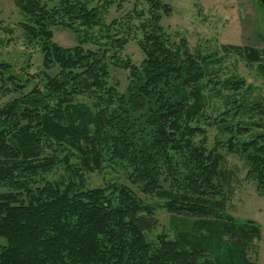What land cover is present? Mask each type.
I'll return each mask as SVG.
<instances>
[{"label": "trees", "instance_id": "1", "mask_svg": "<svg viewBox=\"0 0 264 264\" xmlns=\"http://www.w3.org/2000/svg\"><path fill=\"white\" fill-rule=\"evenodd\" d=\"M13 2L43 71L42 90L25 91L35 79L0 63V95H17L0 107V264H255L259 226L225 211L221 164L224 151L238 157L264 196V102H246L237 94L243 81H221L218 60L171 38L160 24L171 13L164 0H135L109 23L112 0ZM55 25L83 31L80 43L95 48L56 44ZM131 32L143 59L123 65L129 85L120 94L106 60ZM242 51L264 73V52ZM141 101L144 122L130 115ZM116 167L129 185L85 187L84 173ZM158 208L171 222L156 233Z\"/></svg>", "mask_w": 264, "mask_h": 264}, {"label": "rangeland", "instance_id": "2", "mask_svg": "<svg viewBox=\"0 0 264 264\" xmlns=\"http://www.w3.org/2000/svg\"><path fill=\"white\" fill-rule=\"evenodd\" d=\"M43 1L52 4L51 0ZM164 1L171 6V13L168 16H163L160 24L171 38L176 42L184 41L186 48L193 54L199 51L202 55H210L213 59L218 60L219 63L213 64V73L221 81H243L240 93L237 94L239 97H243L246 102H264V73L258 68L260 63L248 64L243 58L244 52L242 51L243 48H249L259 51L260 54L264 52V6L258 0ZM93 2L101 4L103 0H93ZM141 4L143 5V3ZM116 5L117 0H112L103 17L105 23H109L113 18L123 16L125 11L135 5V0L125 1L118 5V9ZM19 19L18 10L13 0H0V63L9 65L13 74L22 80L35 79L32 82L28 81L25 91H29L34 86L42 90V84L39 81L43 71L42 55L37 46L26 43L22 29L18 25ZM51 29L54 42L62 47L72 48L81 44L84 48L93 49L96 46L89 40L80 43L85 34L83 31L78 35L76 32L58 25L52 26ZM93 32L90 41L97 38L100 33L98 28L93 29ZM131 33L122 49L112 48L109 54L115 57H109L106 60L110 75L109 83L116 86L120 94H126V86L129 85V72L123 65L139 67L143 59V54L137 45L140 36L135 32ZM232 46L240 48V52L231 49ZM224 47H228V49H224ZM225 93L229 92L225 91ZM14 96H17L16 93L1 94L0 107ZM82 99L77 98L74 101L81 102ZM211 102L218 104L216 97H213ZM138 105L139 107H136ZM136 106H131L130 115L133 119L138 118L140 122H144L145 116L148 115V105L141 101ZM243 119L246 120V118ZM257 132V129H251L252 134ZM215 133V129L209 130L210 140L213 139ZM139 134L143 135V132L137 130L132 140L138 142L139 136H141ZM244 137H248V135ZM219 138L225 140L226 135H220ZM223 153L225 155L221 164V172L225 211L235 219L252 220L259 226L260 238L253 246L255 250L249 252V258L255 264H264V196L257 194L255 184L245 178L244 163L235 155L226 153V151ZM62 172L63 170H59L54 173L55 179L62 175ZM82 180L87 188L105 186L111 182L129 185V182L124 178V171L120 167L110 170L102 168L99 173H84ZM130 187L140 194L135 186L130 185ZM156 215L158 226L155 232L159 233L162 229H168L171 222L170 215L162 208H158ZM3 242L0 238V244Z\"/></svg>", "mask_w": 264, "mask_h": 264}, {"label": "water", "instance_id": "3", "mask_svg": "<svg viewBox=\"0 0 264 264\" xmlns=\"http://www.w3.org/2000/svg\"><path fill=\"white\" fill-rule=\"evenodd\" d=\"M264 6V0H258Z\"/></svg>", "mask_w": 264, "mask_h": 264}]
</instances>
